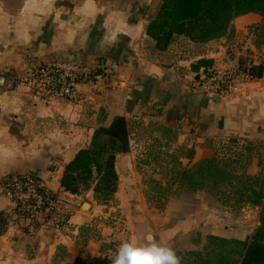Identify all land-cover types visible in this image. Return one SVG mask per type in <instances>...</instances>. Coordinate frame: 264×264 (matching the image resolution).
Returning a JSON list of instances; mask_svg holds the SVG:
<instances>
[{
    "label": "crops",
    "instance_id": "0c3cea01",
    "mask_svg": "<svg viewBox=\"0 0 264 264\" xmlns=\"http://www.w3.org/2000/svg\"><path fill=\"white\" fill-rule=\"evenodd\" d=\"M150 1L122 8L129 13L124 16L96 0H0V72L5 74L0 87V179L33 173L70 208L62 228L31 234L15 215L12 201L0 195V264H110L116 251L109 250L110 246L106 250L103 244H110L114 231L106 228L109 233L102 232L101 238L92 235L91 222L99 217L96 207L82 212L79 197L63 191L60 182L66 165L89 145L93 132L109 125L115 116L124 117L129 128L130 150L119 156L134 155L136 147L148 151L146 141L153 138L157 150L179 156L183 169L217 153L243 157L244 173L259 174L258 148L264 144V56L249 40H240L246 27L262 22L261 16L249 13L235 18L223 37L208 42L176 36L166 50L159 51L145 33L152 19L148 21L145 14ZM52 55L99 61L113 76L85 84L81 99L74 103H44L26 87L11 83L10 69L23 67L27 57ZM241 55L247 66L263 65L261 78L247 82L227 99L190 91L192 80L203 69H192L199 60L220 68L241 66L237 64ZM136 122L152 126L153 137L136 131ZM239 144L252 149L237 155L226 149ZM221 149L226 152L220 153ZM203 220L191 215L189 220L171 224L168 234L198 229ZM216 232L222 238L240 240L236 234ZM146 235H131L130 241L144 244ZM115 236L126 238L127 234Z\"/></svg>",
    "mask_w": 264,
    "mask_h": 264
},
{
    "label": "rangeland",
    "instance_id": "374dc122",
    "mask_svg": "<svg viewBox=\"0 0 264 264\" xmlns=\"http://www.w3.org/2000/svg\"><path fill=\"white\" fill-rule=\"evenodd\" d=\"M68 1L79 2L82 0ZM143 1L149 0H96L101 7H109L112 10L117 9L120 12L119 14H124V16L129 14L123 12L125 8ZM161 2L162 0L150 1V6H147L145 12L146 16L148 15V21L155 17ZM143 13L144 11L141 14ZM111 19L115 22V19ZM241 39L242 42L249 40L252 45L259 48L258 50L264 56L263 21L258 26L246 27V32ZM246 52L252 53L250 50ZM239 59L240 61L237 60V64L245 68L249 67L244 55H241ZM142 121L147 123L149 120L142 119ZM133 128L140 133H149L153 137L152 126H145L143 122H136ZM146 142V146L149 147L146 152L136 147L134 155H118L117 163H115L118 183L111 201L106 204L98 203L89 187L80 189L77 196L79 197L78 203H82L81 211L84 213L89 212L90 206H93L96 207L95 212L100 217V219L97 218V221L91 222L93 225L91 234L100 235L101 238L102 232L109 233L106 228L112 229L114 232L110 235L111 242L110 244L109 242L103 244V247H106L107 250V247L110 246L109 250L116 252L121 243H131V235L143 236L144 234H150L155 236L157 240L161 239L163 245L174 249L176 254L182 258L181 264L186 259L184 255L186 252H202L205 256L210 249H214L216 254L218 252L227 253L231 260L235 259L236 255L233 253L237 250V247L231 241H245L254 234L259 226L260 208L227 206L222 203L220 196L209 192L202 182H198V185L194 186V190L190 189L187 181L181 180V173L184 169L179 162V156H171L168 152L157 150V147L153 144V138ZM235 147L236 149H232L229 146L226 149L234 150L233 153L237 155L243 150H246L245 154H247L251 148L249 144H239ZM252 147H259V145ZM226 149H221L220 153H225ZM258 152L261 155L259 174L264 179V144L258 148ZM224 157L226 158V156ZM234 157L237 160L235 158V163L228 168L239 172L238 168L240 163H243L244 158ZM226 161L223 162L226 164L228 163ZM85 204H88V206L86 207ZM191 215H198L199 219L203 217V225L201 224L198 229L195 228L192 231L169 236L167 230L171 224H179L182 221L189 220ZM217 230L236 234L237 237H240V240L217 236ZM121 232L127 234L126 238H122V236L112 238L114 234H121ZM213 237H217L219 240L224 239L228 243L212 240Z\"/></svg>",
    "mask_w": 264,
    "mask_h": 264
},
{
    "label": "trees",
    "instance_id": "16d2710c",
    "mask_svg": "<svg viewBox=\"0 0 264 264\" xmlns=\"http://www.w3.org/2000/svg\"><path fill=\"white\" fill-rule=\"evenodd\" d=\"M249 13L261 16L264 23V0H162L145 33L153 40L157 50L164 51L176 36L193 42L221 38L235 18ZM209 66L210 61L201 59L192 65V69L198 71L200 67ZM248 72L253 79H259L263 74V65H250ZM129 150L128 122L122 116H115L109 125L98 127L93 132L89 147L79 150L66 165L61 188L69 194L78 195L82 187H89L97 202L106 204L113 199L117 189L116 158ZM219 156L215 153L210 159L184 169L181 180L187 181L192 190L198 182H202L227 206L260 208L259 226L245 241H231L237 247L233 253L235 259L231 260L227 253L216 254L214 249H210L205 256L202 252L189 251L184 254L186 259L183 264H264V179L261 174L246 175V161L240 163L239 172H236L228 168L235 163L236 157ZM211 239L228 243L217 237Z\"/></svg>",
    "mask_w": 264,
    "mask_h": 264
},
{
    "label": "built area",
    "instance_id": "2783aa9c",
    "mask_svg": "<svg viewBox=\"0 0 264 264\" xmlns=\"http://www.w3.org/2000/svg\"><path fill=\"white\" fill-rule=\"evenodd\" d=\"M112 76L103 63L76 55L29 56L23 67L9 71L13 85L26 87L33 97L44 103L78 102L85 84L108 80ZM252 79L248 68L242 66H209L195 75L190 91L210 99H227L239 93ZM0 195L12 201L15 215L24 223L27 233L46 228L58 230L70 214L68 202L48 190L33 173L1 178Z\"/></svg>",
    "mask_w": 264,
    "mask_h": 264
},
{
    "label": "clouds",
    "instance_id": "9594fccd",
    "mask_svg": "<svg viewBox=\"0 0 264 264\" xmlns=\"http://www.w3.org/2000/svg\"><path fill=\"white\" fill-rule=\"evenodd\" d=\"M181 260L174 249L152 238L144 244L121 243L110 264H181Z\"/></svg>",
    "mask_w": 264,
    "mask_h": 264
},
{
    "label": "water",
    "instance_id": "95a60500",
    "mask_svg": "<svg viewBox=\"0 0 264 264\" xmlns=\"http://www.w3.org/2000/svg\"><path fill=\"white\" fill-rule=\"evenodd\" d=\"M4 79L5 74L3 72H0V87L3 85ZM86 205L88 206V204H85V206ZM145 238L150 241L153 237L150 234H147Z\"/></svg>",
    "mask_w": 264,
    "mask_h": 264
},
{
    "label": "bare ground",
    "instance_id": "6f19581e",
    "mask_svg": "<svg viewBox=\"0 0 264 264\" xmlns=\"http://www.w3.org/2000/svg\"><path fill=\"white\" fill-rule=\"evenodd\" d=\"M86 207H87V205H86Z\"/></svg>",
    "mask_w": 264,
    "mask_h": 264
}]
</instances>
